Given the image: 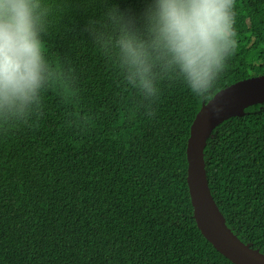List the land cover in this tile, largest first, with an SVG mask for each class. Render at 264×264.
Segmentation results:
<instances>
[{
	"label": "trees",
	"instance_id": "1",
	"mask_svg": "<svg viewBox=\"0 0 264 264\" xmlns=\"http://www.w3.org/2000/svg\"><path fill=\"white\" fill-rule=\"evenodd\" d=\"M39 2L44 84L0 109V264H232L192 217L185 148L202 103L264 75V0H234L237 46L207 98L150 47L152 0ZM117 6L148 47L152 92L129 80ZM203 155L227 227L264 254V104L219 124Z\"/></svg>",
	"mask_w": 264,
	"mask_h": 264
},
{
	"label": "clouds",
	"instance_id": "2",
	"mask_svg": "<svg viewBox=\"0 0 264 264\" xmlns=\"http://www.w3.org/2000/svg\"><path fill=\"white\" fill-rule=\"evenodd\" d=\"M234 0H152L144 15L152 35L150 47L159 49L180 70L187 88L207 98L226 61L234 53ZM46 15L39 0H0V109L32 103L45 80L40 33ZM113 17L122 23L118 41L130 82L137 79L153 91L149 52L128 28L119 7Z\"/></svg>",
	"mask_w": 264,
	"mask_h": 264
},
{
	"label": "water",
	"instance_id": "3",
	"mask_svg": "<svg viewBox=\"0 0 264 264\" xmlns=\"http://www.w3.org/2000/svg\"><path fill=\"white\" fill-rule=\"evenodd\" d=\"M257 104H264V75L251 76L219 90L201 104L186 141V183L192 217L201 235L232 264H264V254L240 241L227 227L209 190L203 152L219 124L241 117L247 107Z\"/></svg>",
	"mask_w": 264,
	"mask_h": 264
},
{
	"label": "rangeland",
	"instance_id": "4",
	"mask_svg": "<svg viewBox=\"0 0 264 264\" xmlns=\"http://www.w3.org/2000/svg\"><path fill=\"white\" fill-rule=\"evenodd\" d=\"M241 60V59H240Z\"/></svg>",
	"mask_w": 264,
	"mask_h": 264
}]
</instances>
